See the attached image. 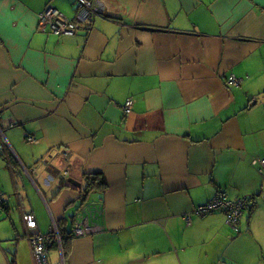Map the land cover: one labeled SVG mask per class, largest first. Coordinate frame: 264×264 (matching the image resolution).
<instances>
[{"label":"crops","instance_id":"obj_1","mask_svg":"<svg viewBox=\"0 0 264 264\" xmlns=\"http://www.w3.org/2000/svg\"><path fill=\"white\" fill-rule=\"evenodd\" d=\"M103 1L66 35L39 14L74 20L76 0H0V264H35L23 211L66 230L48 264H264V0ZM65 165L100 173L102 230L71 235L83 187L49 180ZM218 191L248 199L237 230L194 212Z\"/></svg>","mask_w":264,"mask_h":264},{"label":"built area","instance_id":"obj_2","mask_svg":"<svg viewBox=\"0 0 264 264\" xmlns=\"http://www.w3.org/2000/svg\"><path fill=\"white\" fill-rule=\"evenodd\" d=\"M76 2L79 9L74 20L66 18L58 9L47 5L39 14L40 27L44 28L49 26L52 32L66 35L75 34L79 30L89 32L92 29L93 20L96 16H106L112 13V8L109 6L106 7V3L103 0H76ZM226 81L230 85L238 83V80L233 75H230ZM131 104L132 100L130 98L126 99L123 105L124 112L128 113L130 111ZM27 140L34 141V138L32 136H27ZM0 151H4L6 158L10 161L14 157V153L1 126ZM62 155L67 158V155L64 153H62ZM254 162H256V160H254ZM260 162L261 166L259 170L264 173V158L260 159ZM26 171L33 172L35 171V168ZM67 177L68 169L64 166L57 171L56 175H50L49 180H55L57 178L59 182H64ZM247 202L248 200L246 198H238L231 201L227 199L224 191H218L212 199L203 204L197 205L194 212L202 215L206 210L225 208L227 210V223L233 226L240 213V209L243 208ZM102 208L103 203L100 201L83 203L73 215L71 235L73 237H83L102 230V227L97 225L94 221L102 211ZM22 220L26 229V237L34 260L37 258V255L46 254L50 246L49 238H53L55 240L58 248L60 249L61 259H63V250L61 246L62 233L55 219H51L45 233H42L39 230L36 216L33 213L28 212L23 214Z\"/></svg>","mask_w":264,"mask_h":264},{"label":"trees","instance_id":"obj_3","mask_svg":"<svg viewBox=\"0 0 264 264\" xmlns=\"http://www.w3.org/2000/svg\"><path fill=\"white\" fill-rule=\"evenodd\" d=\"M61 154V153H60ZM66 161V160H65ZM65 167L67 168V166L65 165ZM68 169V168H67ZM84 176H85V184H84V186H81V188L83 187V189H82V191H81V195H82V198H81V203H79V205H78V207L75 209V211H74V214L77 212V210L81 207V205L83 204V203H86V202H89V201H86L85 200V198H87L86 196L88 195V193H90L92 190H95V189H100L101 187H103L104 186V181H103V179H102V177L100 176V173H92V174H84ZM63 186H72L68 181H67V179L63 182ZM73 187V186H72ZM74 189L75 188H78V187H73ZM226 197H227V199H229V200H231V201H233V200H236V199H230L228 196H227V194H226ZM238 199V198H237ZM251 199V198H250ZM248 200V199H247ZM91 201V200H90ZM95 201H100V202H102L101 200H94V202ZM6 202H5V200H3L2 199V197H1V195H0V209L1 208H3V207H6L7 205L5 204ZM103 203V202H102ZM249 204H248V202L247 203H245V205H244V207L243 208H241L240 209V213H239V215L237 216V218H236V221H235V223H234V225L233 226H231V225H229L230 226V228H232L233 230H237V222H238V219H239V217H240V215H241V213H242V211H243V209H245V208H247V206H248ZM28 212H30V213H33V212H31V211H23L22 213H21V219H22V215L23 214H25V213H28ZM212 212H223V213H225V215H226V217H227V210L225 209V208H223V209H220V208H217V209H210V210H206L203 214H202V216H204V215H206V214H208V213H212ZM101 213H102V211L100 212V214L98 215V217L97 218H99L100 217V215H101ZM196 213V212H195ZM34 214V213H33ZM73 214V215H74ZM197 215H201V214H198V213H196ZM95 220H97V219H95ZM94 220V221H95ZM22 222H23V220H22ZM23 225H24V223H23ZM24 228H25V226H24ZM61 229V228H60ZM64 231H66V230H63V229H61V233H62V238H63V233H64ZM53 241H52V243H50L51 245L53 244H56V242H55V240L54 239H52ZM63 241V240H62Z\"/></svg>","mask_w":264,"mask_h":264},{"label":"rangeland","instance_id":"obj_4","mask_svg":"<svg viewBox=\"0 0 264 264\" xmlns=\"http://www.w3.org/2000/svg\"><path fill=\"white\" fill-rule=\"evenodd\" d=\"M41 159H42V158H41ZM41 159H39L38 162L36 163L37 167H39V168H38L39 170H38L37 174L42 173V172L44 171L43 168H42V167H44V165L42 164V161H43L44 159H43L42 161H41ZM39 182H40V180H39ZM27 183H28V180H27ZM30 186H31V187L33 188V190H35V192L38 194V191H37V189L35 188V186H34L33 184H31V183H30ZM56 189H57V187H56V185H55L54 188H53V190H56ZM38 195H39V194H38ZM95 195H96V192H90V193L88 194L87 197H88V198H89V197H92V198H93ZM68 197H69V196H68ZM79 203H80V198H77V199L75 198V199H74V202H73L72 204H70L69 206H71V208H72L74 205H76V204L78 205ZM204 203H205V202H204ZM69 206H68V207H69ZM73 209H74V207L72 208V210H73ZM73 214H74V212H73ZM66 218H67V221L65 222V224L68 225L67 227L70 226L69 228H71V225H70V223H71V221H70V217L67 216ZM61 244H62V243H61Z\"/></svg>","mask_w":264,"mask_h":264},{"label":"water","instance_id":"obj_5","mask_svg":"<svg viewBox=\"0 0 264 264\" xmlns=\"http://www.w3.org/2000/svg\"><path fill=\"white\" fill-rule=\"evenodd\" d=\"M67 181L74 185L75 187L80 188L81 183L79 181H76L72 177H68ZM35 264H48L46 254L45 255H37V258L34 260Z\"/></svg>","mask_w":264,"mask_h":264}]
</instances>
